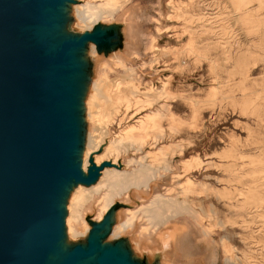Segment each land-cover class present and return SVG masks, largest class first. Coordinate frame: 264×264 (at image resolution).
I'll return each instance as SVG.
<instances>
[{"label":"rangeland","instance_id":"obj_1","mask_svg":"<svg viewBox=\"0 0 264 264\" xmlns=\"http://www.w3.org/2000/svg\"><path fill=\"white\" fill-rule=\"evenodd\" d=\"M131 8L137 19L130 28L120 16L96 27L99 34L109 25L117 35L106 30L110 39L100 58L109 61L116 54L123 59L139 90L122 86V101L130 102V110L126 113L122 104L111 114L107 138L148 113L141 134L160 138L158 144L139 152L127 146L120 163L169 146L167 169L153 178L152 194L163 195L182 180L174 179L181 162L192 158L197 170L190 177L203 193L188 196L199 224L179 215L194 224L191 249L184 252L181 243L168 242L161 264H264V0H132L126 9ZM156 26L167 32L157 35ZM152 36L155 62L145 48ZM85 71L93 75L97 65L87 63ZM128 74L108 72L110 80H127ZM150 86L160 90L149 96L150 108L140 110L136 100H144ZM110 166L108 161L92 164L98 177ZM130 195L128 208L140 207L151 196ZM122 209L117 207L107 224L112 226Z\"/></svg>","mask_w":264,"mask_h":264},{"label":"water","instance_id":"obj_2","mask_svg":"<svg viewBox=\"0 0 264 264\" xmlns=\"http://www.w3.org/2000/svg\"><path fill=\"white\" fill-rule=\"evenodd\" d=\"M67 0H0V264H139L103 244L105 219L85 245H65L64 204L83 175L81 99L87 42L108 31H64ZM100 227H102L100 229Z\"/></svg>","mask_w":264,"mask_h":264},{"label":"bare ground","instance_id":"obj_3","mask_svg":"<svg viewBox=\"0 0 264 264\" xmlns=\"http://www.w3.org/2000/svg\"><path fill=\"white\" fill-rule=\"evenodd\" d=\"M131 2L132 0H72L65 4L64 31L80 36L91 32L99 25L112 23L117 16L121 17L122 24L130 28V22L137 19L135 8L129 11L126 9ZM154 21L157 25L158 21ZM105 29L113 31L114 36H117L113 27L106 25ZM154 30L157 35L167 32L166 28L157 26ZM156 41V38L152 36L145 45L147 53L154 58L153 62L157 60ZM99 53L97 46L87 42L81 55L84 62L97 65V72L93 75L86 74L84 83L81 99L83 129L79 167L82 174L86 175L91 164L98 167L100 163L108 161L111 166L100 171L94 183L88 185L79 183L69 190L64 204V243L65 245H85L91 223L100 224L105 219L110 220L115 209L122 206L121 213L115 214V223L112 226H106L102 231V243L119 245L133 262L161 264L160 255L168 242L181 243L184 252L191 249L190 239L192 235H195L194 224L179 215H190L197 224L200 223L199 216L192 209V200H188L189 195L203 194L199 189V184L190 177L197 169L192 166L193 158L183 160L180 167L181 173L176 174L174 178L176 181L182 180L176 182L174 187L167 188L165 194L162 195L152 194V189L157 184V179L153 178L160 177V173L167 169L165 159L170 149L169 146L159 148L154 152L148 151L146 155L138 157L137 160H125L120 163V155L127 146H135L136 151L139 152L144 146L154 147L160 138L141 134L148 113L135 123L128 124L118 135L107 138V128L111 125V114L117 112L118 106L122 104L125 106L126 113L130 110V102L126 99L122 101V86L131 87L134 93L139 90L131 77L134 74L133 69L128 67L123 59L114 54L108 58L110 59L108 61L101 59ZM118 69L129 73L127 80L109 79L108 72ZM165 79L168 80V78ZM165 83H162L160 89ZM160 89L153 86L146 88L142 93L144 100H136V105L140 107V110L150 108L149 96ZM132 116L134 115L130 117ZM122 119L123 117L120 121ZM160 121L161 119H158L157 125H160ZM100 150H102L101 153H98ZM177 153L182 154V152ZM134 164L136 166L131 169L130 166ZM198 166H200L199 163ZM201 186L203 188V185ZM131 191L138 199L144 200L140 194H151V196L140 207L128 208L126 206L132 201Z\"/></svg>","mask_w":264,"mask_h":264}]
</instances>
